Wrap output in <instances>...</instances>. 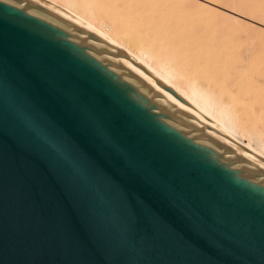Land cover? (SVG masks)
<instances>
[{"label":"water","instance_id":"95a60500","mask_svg":"<svg viewBox=\"0 0 264 264\" xmlns=\"http://www.w3.org/2000/svg\"><path fill=\"white\" fill-rule=\"evenodd\" d=\"M96 39L0 0V264H264V170Z\"/></svg>","mask_w":264,"mask_h":264},{"label":"bare ground","instance_id":"6f19581e","mask_svg":"<svg viewBox=\"0 0 264 264\" xmlns=\"http://www.w3.org/2000/svg\"><path fill=\"white\" fill-rule=\"evenodd\" d=\"M29 1H32L50 10L53 14L79 26L86 33L94 35L97 38L96 41L112 52L240 156L245 158L250 164L264 170V139L260 137L261 133L255 129L256 125L259 126L260 124L261 126H264V93L260 91V94L256 93L258 90H264V88H262L264 86V70L259 74V76H261L260 78L262 83L255 81L254 88L251 89L250 86L249 88L246 87L245 90H242L238 83V80H241V78L237 79L233 76L235 74L231 73V69L228 70L230 66L224 65L227 66V68H225L222 65L223 63L221 64L212 61V57L205 55L204 50V53H202V50L200 51L195 48V43V45L190 44L187 40L182 39V36L178 31L180 27L176 24L177 21H175V23L172 22V24L171 22H164L163 20L164 15L171 9L175 10V7L178 3H181L182 0H161L159 2H155L157 3L156 5H152L148 0H101L106 6L105 8L112 11V15L118 14V17L123 18L122 21H125L127 24L125 27L126 29L124 30L116 28L113 23L107 24L99 21L101 18L95 19L93 17V10L91 9L83 10L78 8L80 6L78 5L80 2L77 3L78 0ZM214 3L210 0H203L202 4L204 5L199 6V2L198 6L203 7L206 10V8H209L210 5L216 6V3ZM230 11L233 15H239V17L241 16L244 18V15H240L241 13L239 14L236 8H233ZM244 11L245 10L242 11V14H244ZM100 13H102V11ZM101 15L97 14L98 17H101ZM180 17L182 16H179V18ZM171 20L174 21L172 18ZM181 20H179L180 23H182ZM117 24L118 23H116V26ZM195 24L197 23L195 22L194 26ZM123 25H125L124 22ZM194 26H192V28ZM206 26L208 27V25ZM201 31H203L202 28ZM185 35L187 34L185 33ZM194 40L195 38L192 41L195 42ZM224 40L225 39H223V42ZM200 41H203V39ZM256 41L258 40L256 39ZM156 42L160 47L161 45L164 47L167 46L168 50L169 47H171L170 50L172 53L169 50V54L173 57L175 56L176 58L178 56H183L187 59L191 69H189L186 73H181L176 71L174 67L169 64V61H160L157 58L158 56L156 57L159 52L157 51L156 55H154L152 52L153 48H150L151 45L153 46L154 44L156 47ZM204 42L205 40L203 43ZM220 42L218 44H220ZM225 43H227L226 40ZM252 44L254 45V43ZM258 47L263 50L262 45ZM203 49H205V47ZM154 50L155 48L153 51ZM211 51L214 52L212 49ZM160 52H162V50ZM217 54H219L218 51ZM217 57L220 58L218 55ZM178 63L179 62L176 61V64ZM239 65L242 66V64ZM237 69L239 70V68ZM238 76H240V74ZM223 98L225 100H223ZM245 136L246 139H248V142H244L243 137Z\"/></svg>","mask_w":264,"mask_h":264},{"label":"rangeland","instance_id":"374dc122","mask_svg":"<svg viewBox=\"0 0 264 264\" xmlns=\"http://www.w3.org/2000/svg\"><path fill=\"white\" fill-rule=\"evenodd\" d=\"M148 1H150V3L152 5H156L157 3H155V2H159L161 0H148ZM182 1H181V3H178L179 6L177 5L175 7V10L171 9L170 11H168L164 15V17H165V19L163 17L164 22L175 23V21H177L176 24H178V26L180 27V29L178 31L181 34L182 39L187 40V42L190 44L195 43L197 45L196 46L194 44L195 48H197L200 51L202 50V53L205 52L204 53L205 55H209L210 57H212V61H215V62H218L221 64L223 63L222 65L225 68H227V66H224V65L230 66L228 70L231 69L230 70L231 73L235 74L233 76H235L237 79L241 78L242 81L239 79L238 83H239L242 90H245L246 87L249 88L250 86H251V89L254 88L255 81L256 82L259 81V83H262L261 78H260L261 76H259V74L262 73V71L264 70V67H260V66H264V61H263L264 60V40H263L264 39V0H215V1L210 0L213 3L215 2L216 6L210 5L209 8H206V10L203 7H199L200 5H204V4H202L203 0H201V1H199V0H182ZM198 1L200 2V4ZM78 2H80V3H78ZM77 3H78V5H80L78 8H81L83 10H87V9L93 10V17L95 19L101 18L99 21H102V22L107 23V24L113 23L115 25V27L118 29H123V30L126 29L125 27L127 24L125 23V21H122L123 18L118 17V14L112 15V11L108 8H105L106 6L104 5V3L101 0H98V1L97 0H78ZM198 4H199V6H198ZM220 5H221V7H220ZM84 7H85V9H84ZM176 8H178V9H176ZM228 8H229V11H228ZM233 8H236L237 12L239 14L241 13L240 15H244V18L241 16L239 17V15L238 16L233 15L230 11ZM200 9H204V10H200ZM252 9H253V11H252ZM172 10H174V11H172ZM243 10H245L243 12L244 14H242ZM101 11H102V13H100ZM173 13L176 15H174ZM246 13L247 14L249 13V14L247 15ZM97 14H99V15L102 14V15H101V17H98ZM203 14H205V15H203ZM206 14H207V16H206ZM245 14L247 17L245 16ZM171 15H174V16H171ZM179 16H182V17L179 18ZM252 17H254V18H252ZM171 18L174 19V21L171 20ZM255 18H256L257 22H256ZM179 20H181L182 23H180ZM123 22L125 25H123ZM195 22L197 24H195V26H194ZM116 23H118L117 26H116ZM203 23H207V24H203ZM191 25L194 26L193 27L194 29L192 28ZM206 25H208V27ZM209 26H210V28H209ZM201 28L203 31H201ZM211 28H213V29H211ZM182 31H184V32H182ZM185 33L187 35H185ZM188 34H190V35H188ZM190 36H191V38H190ZM192 37L195 38V40H194L195 42L192 41L194 39ZM199 39L200 40L203 39V41L205 40V42L203 43V41H200ZM223 39H225L227 43H225V40L223 42ZM256 39L258 41H256ZM218 40H219V42L221 41L222 43L220 42V44H218L219 43ZM261 41H262V44H261ZM252 43H254V45ZM256 43H257V45L258 44L262 45L263 50H261L258 47L260 45L257 46ZM247 44H248V46H247ZM226 45H228V46H226ZM156 47L154 44L153 46L151 45L150 48L151 49L155 48L154 51L152 49V52L154 53V55H156L157 51L159 52V53H157L156 57L158 56L157 58L160 61H169V64L171 66H173L176 71H179L181 73H186L189 69H191L189 66V61L187 59H185L183 56H178L175 58V56L173 57L172 55L169 54L170 53L169 50L171 47H169V50H168L167 46H166L167 48L162 46V45L160 47L157 42H156ZM204 47H205V49H203ZM249 48H250V50H249ZM206 49H207V51H206ZM211 49L214 52H212ZM161 50H162V52H160ZM203 50H204V52H203ZM216 50L218 51L219 54H217ZM259 50H261V51H259ZM253 51H255V52H253ZM171 53H172V51H171ZM231 53L235 54L236 56L231 54ZM168 54H169V58H168ZM217 55L220 56V58H218ZM240 56H241V58H240ZM246 57H248V58H246ZM216 58H217V60H216ZM225 58H227V59H225ZM178 59H180V60H178ZM181 60H182V62H181ZM222 60H223V62H222ZM173 61H174L175 65H174ZM176 61L179 63L176 64ZM243 62H245V63H243ZM237 63L242 64V66L237 64ZM181 64L183 65V68H182ZM232 65H234V66H232ZM237 68H239V70ZM259 68H260V70H259ZM233 72H235V73H233ZM239 74H240V76H238ZM242 77H243V79H242ZM245 79H246V82H245ZM257 79H259V80H257ZM240 82H242V83H240ZM242 86H243V88H242ZM262 88H264V86ZM254 91H256V90H254ZM259 91L264 93L263 89L258 90V92L256 91V93L260 94ZM223 100H225V99L223 98ZM255 129L261 133V134L259 133L260 137L264 139V126L263 125L261 126L260 124H259V126L256 125ZM243 139H244V142L245 141L248 142V139H246V136L243 137Z\"/></svg>","mask_w":264,"mask_h":264}]
</instances>
